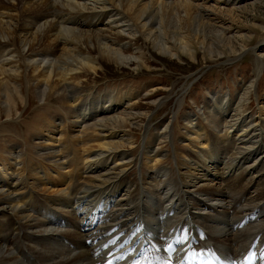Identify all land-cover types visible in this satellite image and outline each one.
<instances>
[{
  "label": "bare ground",
  "instance_id": "6f19581e",
  "mask_svg": "<svg viewBox=\"0 0 264 264\" xmlns=\"http://www.w3.org/2000/svg\"><path fill=\"white\" fill-rule=\"evenodd\" d=\"M202 2L0 0V13L3 9L14 11L12 15L5 16L9 20L0 17V40L5 39L0 48V55L4 57L0 61V116L4 113L11 117L14 111V91L17 93L18 90L8 84L14 71L11 72L6 65L16 63L8 55L17 54L20 57L18 60L22 61H18L20 65L29 66L31 73L43 80L39 89L41 97L47 96L49 89L61 90L63 94L71 93L70 102L79 109L74 111L75 116L81 119V122L72 123L78 125L95 120L84 126L93 128L95 133H102L101 138L94 139L100 140L97 143L99 153L92 152L85 143L83 154L78 153L71 139L70 143L64 142L61 149L55 148L54 144L48 147V154H51L48 164L38 158V162L33 161L29 168L19 166L22 154L14 151V147L0 159V216L6 218L5 221L0 220V264H129L136 252L161 246L174 235L195 243L206 239L207 243L228 255L232 250L245 249L254 234L264 232V188L258 189L256 196L249 194V190L255 186L252 171L264 164V125L260 123L259 127V118L254 120L244 115L242 102L234 108L235 99H225V102H231V107H223L221 114L225 122L230 117L225 133L229 136L232 131L229 130L233 129L232 139L227 144L225 141L221 144V138L217 135L214 138L219 142H210L209 136L201 140L205 132L202 125L195 136L198 140L196 148L212 143L210 148L203 151L217 150L222 155L230 153L234 164L228 163V167L220 172L214 162L222 161L223 156L208 152L210 166H214L217 173L207 171L208 176L206 173L200 174L202 177L198 182L185 180L188 173L175 176L176 172L169 173L159 166L161 158L158 150L152 149L153 158L147 161V166L159 180L151 187L144 188L140 184L129 190L133 186L129 185L125 174L133 161L124 153L126 139L125 135L120 134H127L133 129L136 113L132 111V104L124 112L121 111V115L118 110L122 108L116 109L115 106L133 100H127L125 95L111 100L110 94L108 104L106 101L100 108L94 105L93 110L86 113V109H91L90 100L72 94L76 89L72 83L80 84V78L89 73H98L105 63L126 67L136 64L137 60L139 65L142 64L144 60L140 58L141 55L127 54L124 50L126 44L141 37L152 43L155 49L173 55L187 52L193 56L196 53L189 51V47L195 42L202 45L203 52L210 56L237 53L235 35H225L226 29L232 26L227 20L235 21L260 0L233 9H216ZM175 10L184 13L183 20L187 23L183 27L188 26V31L180 32L178 24L175 31L169 29L171 24L165 21V13ZM179 20L182 21L181 17ZM46 45L48 48L43 51L41 47ZM48 54L51 58H48ZM232 110L235 113H230ZM55 120L51 118L44 124L43 130L48 134L57 127ZM60 126L65 127V131L58 133L62 135L68 132L63 123ZM86 130L83 129V132ZM43 134L40 138L44 139ZM44 140L60 143L62 139L53 140L52 137V140ZM61 151L65 156L59 162L62 157L54 158L60 156ZM204 152L198 150L196 155L189 157L195 159ZM207 160L196 161V168L210 170ZM247 174H250L248 178L245 177ZM205 176L210 177L205 179L209 183L200 185ZM41 186L54 188L60 194L53 197L50 189V195L43 194L40 199ZM125 190L127 194H123ZM157 196H160L158 202L155 199ZM72 204H77V207ZM246 217L251 221L242 228H236V224ZM187 222L194 227L200 225L207 233L200 228H194V233L190 232ZM177 257L171 258L175 260ZM136 263L137 258H134L132 264Z\"/></svg>",
  "mask_w": 264,
  "mask_h": 264
},
{
  "label": "rangeland",
  "instance_id": "374dc122",
  "mask_svg": "<svg viewBox=\"0 0 264 264\" xmlns=\"http://www.w3.org/2000/svg\"><path fill=\"white\" fill-rule=\"evenodd\" d=\"M201 1L205 2L204 0ZM229 1L207 0L204 4L211 5L216 9H233L234 7L249 5L254 2V0H234L235 3L232 0ZM13 13L14 11L12 10L3 9L0 17L4 16L3 19L9 20L5 16H10ZM165 14V19H167L165 21L171 24L169 28L171 31L176 30L177 24V29H180V32L188 31V26L183 27L187 22L185 23L183 20L185 17L182 10H175L173 13L171 11ZM180 17L182 21L179 20ZM227 21L232 26L230 29H226L225 35L226 37L235 35L234 44L238 47V51L235 54L231 55L227 52L220 57L210 56L203 52L202 45L195 42L189 47V51L191 50L196 53L193 56L187 52H179V55H173L155 49L152 43L147 42L144 37H141L139 40H132L130 44H126L124 50L127 54L141 55L142 57L140 58L144 60L142 64L139 65L137 60L135 61L136 64L126 67H118L114 63H105L98 73H89L80 78V84L72 83L76 86L75 92L72 94L82 96L81 98L89 99L91 102V105H89L91 109H86V113L91 112L94 105L100 108V105H103L104 102L107 101L106 103L108 104L110 94L112 96L111 100L125 95L127 100L137 102V104L135 102L134 104L133 102H125L120 106H115L116 109L122 108L118 110L121 115V111H125L132 104V111L136 113L134 114L133 129L129 130L127 134H120V136L125 135L124 139H126V146L123 147L124 153L133 161L125 174L129 185L133 186L129 190L134 189V187L136 188L140 184V186L144 185L145 188L157 183L159 177H154L150 173L152 170L148 169L147 166V161L149 162L153 158L151 156L154 154L153 151L157 150L159 158H161V161H158V165L165 168L169 173L176 172L175 176H179V173L183 174V172L188 173V178L186 177L185 180L198 182L204 173L207 176L209 172L217 173V170L213 169L214 166H210L211 157L208 158V154L206 153L216 154L218 157L222 153L217 152V150L203 151V149L210 148L212 143L210 146L198 145L201 148H196L195 144H197L198 140L196 141L195 136L199 134L198 129L202 125L205 132L202 133L201 140L204 141V138L209 136L210 142H219L214 138L217 135L221 138V144L224 141L225 144H227L228 140L231 141L233 129L229 130H232L229 136L225 133L227 132V127H229L230 117L227 122L222 120L224 118L221 117L223 107H231V102H225V99L233 97L235 99L234 108L237 107V103L242 102L244 104L243 109L245 110L244 115L254 120L259 118L257 125L259 127L260 123L264 125V0H260V2L253 6L251 5L250 10L236 18L235 21ZM4 40H0V48ZM41 48L45 51L48 46L46 45ZM49 55L48 58H51ZM8 56L15 60V62L17 61L11 65H6L11 72H15L11 74L14 76L10 78L8 84L10 87L18 90V92L15 93L14 91V101L16 102L17 100V102L13 101L14 111L12 116L9 117V115H5L4 113L0 116V159L3 156H7L11 147H14V151H19L22 154V159L18 160L20 162L19 166H28L27 168H29L33 164V161L38 162V158L44 161V164H48V159L51 156V154H48V147L55 145V148L61 149L64 146V142L70 143L71 139L72 141L74 140L72 146L75 151L77 149L78 153L82 152L81 154H83L82 147L84 143L85 146H90L89 149L92 152L99 153L100 149L97 143L100 140L97 139L98 141H96L94 139L97 137L101 138L102 133L100 131H96L95 133L93 128H89V130L84 126L96 121L87 120L83 124L78 123V125L72 123L73 121L81 122V119L75 116L76 110L78 111L79 109L71 104V93L63 94L61 90L49 89V94L41 97L39 89H41L40 86L43 80H39L35 74H32L29 66H24L23 63L20 65L19 62L22 61L18 60L20 57L17 54ZM3 59L4 57L0 55V61ZM19 65L20 69H18ZM230 113H235V110H232ZM114 114L117 113H112V115ZM224 115H227V113H224ZM51 118L56 119L55 123L57 127L48 134L43 128L46 121ZM98 118H101V116H98ZM59 122L66 126L67 133H62V135L58 133L60 130L65 131V127L60 126ZM83 129H87V133H84ZM208 132L209 134L207 135ZM42 133H44L43 135L46 138H51V140L52 137L53 140L62 139L63 142L61 140L60 143H58L59 141H54V143L53 141L44 140L46 138H40ZM85 139L89 141L86 142ZM95 141L96 143H94ZM198 150H201V153L204 152L205 154L198 155V158L190 159L189 155H196ZM59 155L54 159L62 157L59 160L61 162L65 153L61 151ZM222 156V161L214 162L215 166H218V169L224 166L220 169V172L228 167V163L232 162L234 164L230 153H224ZM206 159H208L207 162L210 170H204L206 168L202 169L201 167L196 168V161H206ZM198 166L200 165L198 164ZM258 168L252 171L253 173L251 174L254 182L258 181L259 185L258 187L255 185L254 188L250 189L251 191L249 190L251 196H256L258 189L264 188V164H260ZM189 174L191 175L190 177ZM23 176L25 177V175ZM194 176H196L195 179ZM249 176L250 174L245 175L246 178ZM203 178L204 180L200 185L202 183H209V180L205 179H209L210 177L206 178L205 176ZM50 189L49 186H41L39 191L45 193L41 192L39 193L41 197H39L40 195L37 197L41 199L43 194L50 195L49 191L52 194L54 193L53 197H57L60 194L56 189ZM125 193L126 190L123 191V194ZM249 194L248 196H250ZM155 199L158 202L160 196H157ZM192 203L194 204V202ZM72 206L76 208L77 204H72ZM47 212H49V209ZM33 216L36 217L35 215ZM0 220L5 221L6 218L0 216ZM53 226L56 227L58 225Z\"/></svg>",
  "mask_w": 264,
  "mask_h": 264
},
{
  "label": "snow or ice",
  "instance_id": "6c2138e0",
  "mask_svg": "<svg viewBox=\"0 0 264 264\" xmlns=\"http://www.w3.org/2000/svg\"><path fill=\"white\" fill-rule=\"evenodd\" d=\"M169 247H171V246H169Z\"/></svg>",
  "mask_w": 264,
  "mask_h": 264
}]
</instances>
